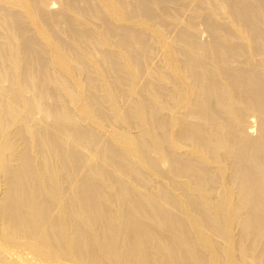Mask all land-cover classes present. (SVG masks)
<instances>
[{"label":"bare ground","instance_id":"1","mask_svg":"<svg viewBox=\"0 0 264 264\" xmlns=\"http://www.w3.org/2000/svg\"><path fill=\"white\" fill-rule=\"evenodd\" d=\"M0 264H264V0H0Z\"/></svg>","mask_w":264,"mask_h":264},{"label":"rangeland","instance_id":"2","mask_svg":"<svg viewBox=\"0 0 264 264\" xmlns=\"http://www.w3.org/2000/svg\"><path fill=\"white\" fill-rule=\"evenodd\" d=\"M255 133V132H254Z\"/></svg>","mask_w":264,"mask_h":264}]
</instances>
